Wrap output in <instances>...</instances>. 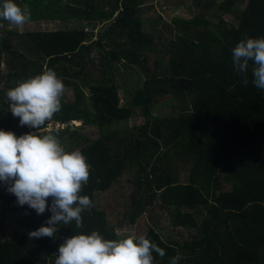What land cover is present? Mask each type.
I'll return each mask as SVG.
<instances>
[{
	"label": "trees",
	"instance_id": "16d2710c",
	"mask_svg": "<svg viewBox=\"0 0 264 264\" xmlns=\"http://www.w3.org/2000/svg\"><path fill=\"white\" fill-rule=\"evenodd\" d=\"M34 1L33 13L101 23L107 30L96 41L88 40L84 27L27 32L19 40L0 31V69L4 64L7 70L0 129L17 137L31 133L12 115L5 94L52 69L73 95L61 97L60 111L43 128L75 121L103 134L92 140L84 126L55 132L91 166L80 194L93 207L82 213V228L73 221L58 225L55 239H29L51 212L37 215L7 190L0 192V264H54L59 245L74 234L95 230L120 239L116 227L135 224L158 202L179 237L150 225L145 237L166 252H154V264H170L178 253V264H264V90L252 83L253 62L245 85L232 61L241 39L264 37V0H248L244 9L241 0H192L198 13L190 20L163 22L150 33L139 15L152 0ZM213 11L221 25L207 18ZM227 14L234 16L232 25L223 19ZM133 77L136 82L129 81ZM157 104L168 108L166 116L153 115ZM136 113L145 122L130 131L127 123ZM181 170H188L186 182L177 176ZM126 177L128 204L114 227L98 194Z\"/></svg>",
	"mask_w": 264,
	"mask_h": 264
},
{
	"label": "clouds",
	"instance_id": "9594fccd",
	"mask_svg": "<svg viewBox=\"0 0 264 264\" xmlns=\"http://www.w3.org/2000/svg\"><path fill=\"white\" fill-rule=\"evenodd\" d=\"M31 19L27 4L19 6L14 0H2L0 20L18 29ZM3 27V25H0ZM235 71L247 85L249 62H253L252 83L264 90V37L245 36L232 49ZM65 85L57 73L48 69L24 79L6 91V102L21 126L37 130L17 137L0 129V182L17 198L19 206L27 205L37 215L50 211L44 225L28 233L29 239H55L58 225L83 227L82 213L93 207L87 195H81L87 184L91 166L80 149L66 150L57 135L44 134L41 129L61 109ZM51 198L49 207L47 201ZM164 257V249L144 235H128L121 239H105L98 231L74 234L58 247L54 264H154L153 253ZM178 253L170 264H178Z\"/></svg>",
	"mask_w": 264,
	"mask_h": 264
},
{
	"label": "rangeland",
	"instance_id": "374dc122",
	"mask_svg": "<svg viewBox=\"0 0 264 264\" xmlns=\"http://www.w3.org/2000/svg\"><path fill=\"white\" fill-rule=\"evenodd\" d=\"M25 4H27L31 10V19L30 21L23 27V29H18L14 25H10L9 23H2L3 27H0V31H8L10 32L11 39L19 40V37L27 32H40V31H57V30H66L68 28H85L88 40L96 41L100 34L102 32H105L107 30L106 25H102L101 23L89 25L88 23H84L83 25H80V23H77L76 21L72 22H65V19H61L59 17L52 18H46L44 16H41L39 14L33 13L32 9L35 7V4L37 3L34 0H22ZM248 0H241L239 2L240 8L244 9ZM196 13H198V10L192 3V0H152L150 3L143 7L141 9L139 19L143 26V30L147 33H150L151 31L159 28L162 26V23H170L173 20L181 19V20H190ZM214 13L215 11L211 12L207 15V18L212 21L215 25H221L220 19L217 17L215 18ZM225 23L228 25L233 24L234 16L232 14L224 15L223 17ZM19 34V35H18ZM160 57V56H159ZM153 58L150 59V64L152 65ZM7 75L6 66L3 64L0 69V89L5 85V79L4 77ZM129 81H137L136 77H133V79H130ZM127 85H130L128 83ZM73 93L70 91L69 88H65L63 96H72ZM120 97L123 98V95L120 91ZM63 98V97H62ZM168 108L163 109L162 107L158 106V104L155 106V109H152L153 115H161L166 116V113ZM145 122L144 117L140 116L138 113L132 115V117L128 120V127L126 129H132L135 124H143ZM125 124V122H123ZM69 126H84L83 128H80L81 131L85 130L84 133L89 136L90 139L95 140L97 137L103 134L102 131L98 130V127L96 125L92 126H86L83 123H76L75 121H70L66 123L62 122H52L47 128L41 129V131L46 133H52L55 135V132L63 131ZM31 130V133H36L37 130H34V128L29 127ZM131 131V130H130ZM72 141L63 142L62 146L69 150V147L71 146ZM177 176L180 179V182H186L188 178V170H181L180 173H177ZM227 177L224 178V180ZM228 181H226L227 183ZM132 186H127V177L123 178L120 183L117 184V186L111 188L110 190L98 194V203H100L103 207H105L107 215L109 216L110 224L114 227H116V216L121 217V213L124 212L125 206H127L128 202L126 200V196L129 194L127 193L128 188ZM229 187V185H227ZM7 190V185L4 182H0V192L5 193ZM163 214L164 217L163 218ZM11 221L9 222V224ZM158 223L160 225V228L163 229V233L167 234L175 239L179 236H175V231H173L171 228L168 227L169 221H168V213H164L162 209L159 207L158 204H153L149 207V209L146 211V213L140 217L135 224L131 225H125L123 227H116L118 229L119 238H125L128 235H146L147 230L150 227V225ZM15 224V223H14Z\"/></svg>",
	"mask_w": 264,
	"mask_h": 264
}]
</instances>
